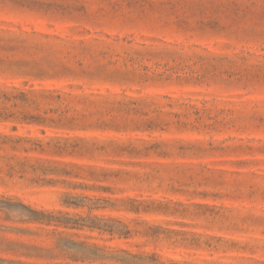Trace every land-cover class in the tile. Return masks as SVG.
I'll return each instance as SVG.
<instances>
[{
  "label": "rangeland",
  "instance_id": "rangeland-1",
  "mask_svg": "<svg viewBox=\"0 0 264 264\" xmlns=\"http://www.w3.org/2000/svg\"><path fill=\"white\" fill-rule=\"evenodd\" d=\"M0 264H264V0H0Z\"/></svg>",
  "mask_w": 264,
  "mask_h": 264
}]
</instances>
